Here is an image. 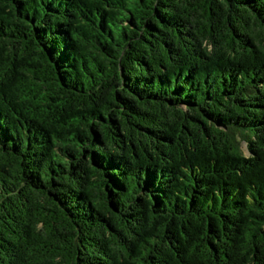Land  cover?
<instances>
[{
  "label": "trees",
  "instance_id": "16d2710c",
  "mask_svg": "<svg viewBox=\"0 0 264 264\" xmlns=\"http://www.w3.org/2000/svg\"><path fill=\"white\" fill-rule=\"evenodd\" d=\"M0 264H264V0H0Z\"/></svg>",
  "mask_w": 264,
  "mask_h": 264
},
{
  "label": "rangeland",
  "instance_id": "374dc122",
  "mask_svg": "<svg viewBox=\"0 0 264 264\" xmlns=\"http://www.w3.org/2000/svg\"><path fill=\"white\" fill-rule=\"evenodd\" d=\"M244 151L246 152L245 146H243Z\"/></svg>",
  "mask_w": 264,
  "mask_h": 264
}]
</instances>
